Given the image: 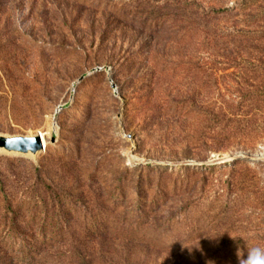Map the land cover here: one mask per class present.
<instances>
[{
  "label": "rangeland",
  "instance_id": "374dc122",
  "mask_svg": "<svg viewBox=\"0 0 264 264\" xmlns=\"http://www.w3.org/2000/svg\"><path fill=\"white\" fill-rule=\"evenodd\" d=\"M156 1L0 0V135L41 133L58 160L46 150L0 158L43 161L73 196V230L42 247L39 264H240L264 250V143L217 151L218 130L183 115L208 102L207 78L186 71L208 57L160 38L166 59L129 58ZM238 159L248 169L230 165Z\"/></svg>",
  "mask_w": 264,
  "mask_h": 264
},
{
  "label": "trees",
  "instance_id": "16d2710c",
  "mask_svg": "<svg viewBox=\"0 0 264 264\" xmlns=\"http://www.w3.org/2000/svg\"><path fill=\"white\" fill-rule=\"evenodd\" d=\"M214 1L216 6L206 11L197 0H157L150 13L148 7L141 13L151 24L145 30L148 40L129 58L136 60L133 64L149 63L152 53H161L154 44L160 38L199 46L210 65L198 69L192 61L186 71L207 78L208 102L200 108L190 102L192 107L182 110L183 115L199 114L218 130L222 139L216 142L217 151L233 146L254 149L264 143V0ZM219 21L229 29H220ZM213 77L224 83L223 90L218 80L211 81ZM43 158L58 160L47 145ZM230 165L248 169L245 159ZM202 169L212 171L218 165ZM69 198L72 194L58 191L43 161L36 166L28 160L0 158V264H39L44 259L42 247L65 242L73 230L66 218L73 207ZM138 206L145 217L147 205Z\"/></svg>",
  "mask_w": 264,
  "mask_h": 264
},
{
  "label": "water",
  "instance_id": "95a60500",
  "mask_svg": "<svg viewBox=\"0 0 264 264\" xmlns=\"http://www.w3.org/2000/svg\"><path fill=\"white\" fill-rule=\"evenodd\" d=\"M84 77L80 78V81ZM52 143L56 141L54 137L51 138ZM46 147V141H44L41 133L35 136H8L0 135V151L4 150L9 153L20 154H39Z\"/></svg>",
  "mask_w": 264,
  "mask_h": 264
},
{
  "label": "clouds",
  "instance_id": "9594fccd",
  "mask_svg": "<svg viewBox=\"0 0 264 264\" xmlns=\"http://www.w3.org/2000/svg\"><path fill=\"white\" fill-rule=\"evenodd\" d=\"M240 264H264V250L260 248L251 249L247 258L241 260Z\"/></svg>",
  "mask_w": 264,
  "mask_h": 264
},
{
  "label": "built area",
  "instance_id": "2783aa9c",
  "mask_svg": "<svg viewBox=\"0 0 264 264\" xmlns=\"http://www.w3.org/2000/svg\"><path fill=\"white\" fill-rule=\"evenodd\" d=\"M45 150H46V147H44L43 152H45Z\"/></svg>",
  "mask_w": 264,
  "mask_h": 264
},
{
  "label": "bare ground",
  "instance_id": "6f19581e",
  "mask_svg": "<svg viewBox=\"0 0 264 264\" xmlns=\"http://www.w3.org/2000/svg\"><path fill=\"white\" fill-rule=\"evenodd\" d=\"M42 136H43V139H44V135L42 134ZM44 141H45V139H44Z\"/></svg>",
  "mask_w": 264,
  "mask_h": 264
}]
</instances>
